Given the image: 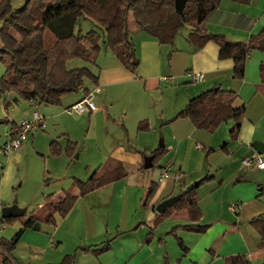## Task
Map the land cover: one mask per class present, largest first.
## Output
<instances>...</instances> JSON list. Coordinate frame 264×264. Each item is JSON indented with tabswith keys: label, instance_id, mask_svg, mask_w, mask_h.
Returning a JSON list of instances; mask_svg holds the SVG:
<instances>
[{
	"label": "crops",
	"instance_id": "obj_1",
	"mask_svg": "<svg viewBox=\"0 0 264 264\" xmlns=\"http://www.w3.org/2000/svg\"><path fill=\"white\" fill-rule=\"evenodd\" d=\"M204 26L210 35H220L234 42L247 43L251 36L258 34L264 29V0H252L249 5H240L223 0L219 8L208 17ZM133 42L136 56L139 60V66L135 73H126L129 70L124 68L108 50L109 53L105 52L106 55L101 59L105 65H108L107 67L104 66L108 73L105 78V73L101 69L98 74V84L93 87L91 94L93 95V103L97 99V106L94 104L96 111H105L103 116H107L106 112L108 113V109L114 108L115 97L122 90L119 89V86L133 82L142 84L143 92H147L154 87L160 88L162 83L170 86L174 83L172 90L178 91L177 94L183 99L182 104L176 108L173 107L166 118L164 114L159 115L158 118L160 120L169 121V119H173L191 98L217 87L234 93L233 106L238 107L241 104H245L246 113L236 140L230 139L227 132V141L223 144L226 146L225 149H221L222 146L217 142V138H219L218 132L222 126L218 127L214 133H208L207 131L194 128L190 121H187L188 119L175 121L174 125L172 124L175 126V129H172V137L168 141L165 140L164 144L162 143L163 147L166 148V155H170L171 160L161 168V172L166 166H170L171 177L163 182L164 186L160 187L159 185L158 192L148 204L145 201L142 204V199L134 202V211L128 214L129 223L118 222L117 226H115L117 228L116 236L110 241L109 250L97 256L89 252L78 253L74 264H178V259L182 256V253L180 256H175V258L174 254H172L171 258L164 242V235L174 237L171 232L174 228L170 231L167 230L169 227L168 220L172 218L154 226L153 220L158 214L155 211V207L162 201L180 192L183 193L193 181L202 180L205 177L202 176L205 169L204 158H206L207 167H211V169L217 167L218 164L214 161H208L209 155L217 151L225 154L224 165L232 166L234 170L233 176L237 178L234 184L231 185L229 181L227 184L225 178L220 177L221 180L218 185H212L208 189L202 190L199 194L196 190L203 183L195 187L199 212L198 224L208 228L202 234L181 229L190 234L188 244H184L189 251L181 264H225V257L237 254L244 255L250 264H264V241L262 242L260 234L251 224V221L257 217L264 218V202L259 200L264 194V169H258L257 167L247 168L242 164L244 159L249 158L256 152L252 147L254 142L262 144L260 152H263L264 155V89H262L259 71L260 65L264 63V53L258 51L250 53L245 64L244 77L239 80L232 77L233 62L219 59V47L214 42H207L199 50H194L187 42L186 47L182 46L180 49H175L174 55L171 57V61L174 59V69L169 67L168 70L170 74L174 75V81L171 83L162 79L164 77H172L162 76L163 70L161 69L160 57L163 46L144 32L136 33ZM180 65H182L181 68H179ZM191 73H201L203 80L200 83H192L189 76ZM178 84L181 87H178ZM102 91H104V95L99 96ZM79 93L82 96V91H79ZM81 99L82 97L69 103L64 108V113L69 115L66 113V109ZM10 104L15 106L12 109V112H15V117L10 120L11 123L16 124L20 119H32V113L35 109L31 102H25L17 96H12L10 102L7 101L5 103V109ZM62 105L61 103L59 107ZM49 106L51 105L37 104L36 108L46 122L48 119H54L61 114H57ZM142 111L138 112L136 117L133 118L134 125L138 126L139 131H141L140 127L144 124L147 125L153 119L152 115L147 116L144 114L145 110L143 108ZM94 112L88 111V114L91 115ZM124 113L125 118L127 112ZM1 116L2 113H0V118ZM124 121H122L123 126L125 125ZM124 127L125 134L128 136L129 130L126 126ZM11 128L12 126L10 130ZM9 131L6 132V139ZM34 132L30 134V137L32 138L31 143L35 146L38 137L34 135ZM67 139L69 137L65 135V140L67 141ZM57 142L62 148H65V144L62 145L59 140ZM127 143L129 144V141ZM26 146L22 145L18 151L12 152L6 157L2 156L4 160L0 161V169H4L3 167L8 169L5 173L3 170L4 174L7 175L9 173V169H11L15 161L19 160V152L23 151ZM206 148L209 151V155L204 156ZM120 150V152L118 151L114 154L116 150L113 149L112 157L121 161L125 168L124 157L129 158L131 155L138 157L136 155L138 152L137 146L127 145L125 149L121 148ZM153 150L150 147L148 150L150 152L148 153ZM148 153L145 150V155L149 156ZM175 175H180V180L176 181ZM206 176L212 177L210 174H206ZM4 177L5 175H2L1 178L4 179ZM120 182L108 184L102 189H107L111 186V190L114 192L116 186L114 184H119ZM78 202L79 199L75 201L74 207L67 216L60 219L59 223L53 227L54 231L51 237L39 233H26V230L18 241L14 252L22 242L21 246L26 247L28 253L24 259L26 260L29 257V260H32L30 264H57L65 255L72 254L73 252L70 253L67 250L60 249L64 237L62 235L58 237V233L63 223L73 216L72 214H74L73 212L76 210ZM109 202L108 209L111 212L114 209L115 213L116 211L118 212V205L115 204L114 206L113 198ZM235 203H240V209L237 214H233L230 210V207L235 205ZM81 217L82 221H87L88 214L83 212ZM108 221L106 222L110 223ZM112 222H114V219ZM186 223L188 222L185 221L184 224ZM150 233L152 234L150 235ZM25 234L27 235L22 241ZM68 236L71 235H67L66 238ZM230 237L233 238L231 242H229ZM54 239L58 241L54 243ZM80 246H76L75 249Z\"/></svg>",
	"mask_w": 264,
	"mask_h": 264
},
{
	"label": "trees",
	"instance_id": "obj_2",
	"mask_svg": "<svg viewBox=\"0 0 264 264\" xmlns=\"http://www.w3.org/2000/svg\"><path fill=\"white\" fill-rule=\"evenodd\" d=\"M14 0H0V62L5 72L0 77V95L14 93L25 102H36L59 106L68 94H78L82 89V98L91 91L86 81L94 87L98 84V75L89 69H67L72 60H81L95 65L102 46L131 73L139 66L135 45L131 34L141 30L154 38L160 45H173L182 29H188L186 41L194 50H199L209 42L219 47V59L233 62L232 77L242 79L245 64L254 51L264 53V29L250 37L247 43L234 42L220 35H210L205 29L208 17L216 11L223 0H185L182 14L174 8L175 0H25L19 8L13 7ZM240 5H249L252 0H228ZM90 19L98 23L102 34L90 30L85 34L75 33L79 19ZM261 85L264 89V63L259 67ZM234 93L217 87L191 98L187 105L173 118L188 119L197 130L214 132L219 126L232 121L229 137L236 140L246 105L233 106ZM12 128L15 127L11 123ZM147 125L140 130L147 129ZM62 148L57 141L49 144L52 155L65 153L72 157L76 144L66 141ZM225 145L221 149H225ZM212 151V150H210ZM263 154V152H260ZM166 155V148L151 152L152 168ZM128 176L124 164L109 157L86 181L74 179L75 193L65 191L55 198L53 194L44 197V203L21 218V228L9 239L0 236V264H23L14 256L18 241L28 229L36 223L56 225V217L65 218L74 207L75 201L108 184L119 182ZM213 179L205 176L199 185ZM159 189L158 183L150 182L146 188L144 201L150 202ZM195 188L189 193L183 192L182 198L172 206L157 214L153 225L169 218H183L186 224L175 227L171 232L176 238L182 253L178 259L181 264L189 249L175 231L183 229L202 234L208 228L198 224L199 212ZM15 219L0 220L10 224ZM264 241V218L251 221ZM153 230V229H152ZM152 233H150L151 235ZM109 243L96 246H80L72 254L65 255L57 264H74L78 253L98 254L109 250ZM225 264H250L244 255L237 254L224 258Z\"/></svg>",
	"mask_w": 264,
	"mask_h": 264
},
{
	"label": "rangeland",
	"instance_id": "obj_3",
	"mask_svg": "<svg viewBox=\"0 0 264 264\" xmlns=\"http://www.w3.org/2000/svg\"><path fill=\"white\" fill-rule=\"evenodd\" d=\"M24 1L25 0H14L13 7H21ZM90 30H95L102 34L100 26L95 21L83 18L77 21L75 33L80 32L81 34H85ZM138 32L143 33L141 30H134L131 37L134 39ZM187 33L188 29H182L176 36L173 45H161L163 46L160 57L162 64L161 69L163 70L162 76H172L174 78V75L170 74L168 71L169 67L174 69V59L171 61V57L174 55L175 49H180L182 46L186 47ZM101 51V55L99 56L100 60L98 58L99 61L97 60L95 65H89L81 60H72L67 63L66 68L70 70L85 67L96 75H98L102 69L105 73L104 77L106 78L108 72L104 66L107 67L108 65H105L101 59L106 55L105 52L108 51L105 50L103 46ZM181 67L182 65L179 66V68ZM5 69V66L0 62V77L4 74ZM126 73L131 74L130 71ZM122 78L123 77H121V79ZM172 82L173 81H171V83ZM161 85L162 87L160 88L154 87L147 92H143L142 84L138 82L121 84L119 89L122 90L117 94V97H115L114 108L108 109L106 117L103 116L105 111L103 112L101 110L91 115L88 114V112H84L83 115H77L75 113L66 115L64 113V108L67 107L69 103L79 100L82 97L80 93L66 95L62 99L63 105L61 107L49 106L51 110L57 112V114H61L54 119H48L47 122L45 121L46 127L44 129L35 130L36 132L33 131L34 135L38 137L35 146L31 143L32 138L30 137V134L33 132L29 134L28 140L26 139L27 141L25 140L26 142L24 141L22 144L27 145L26 148L19 152V160L15 161L7 175L4 174L8 170L6 167L0 169V214L4 207L16 203L19 209L26 210L25 217H28L31 212L43 205L45 196L53 194L54 197L57 198L65 191L74 194V179L86 182L107 158L112 157L113 149L116 150L114 151L115 154V152H120L121 148L125 149L127 145L132 147L137 146L138 152L136 155L139 158L132 155L129 158L124 157L128 176L121 180V182L119 181V184H114L116 185L114 192L111 190V186H109L107 189L101 188L78 198L79 202L76 204L77 208L74 210L73 216H71L69 220H66L59 228L58 237L60 235L64 237L60 249L67 250L70 253L74 252L78 245L96 246L106 242L110 243L116 236L117 228H115V226H117V223H129L128 214H130V212L133 213L134 202L142 199L141 202L142 204L144 203L147 185L150 182L157 183L161 168L171 160L170 155H164L156 162L155 168L147 170L143 168L144 158L148 156L145 155V150L146 153H148L150 152L148 151L150 147L154 150L158 149L162 143L164 144L165 140L168 141L173 135L172 129L175 127L173 126L175 121H172L173 119H169V121L160 120L158 118L159 115L164 114L166 118L169 111L173 107L176 108L182 104L183 100L182 97L177 94L178 91L172 90V88H174V83L172 86L169 84L165 85V83ZM179 85L180 84H178V87H181ZM85 86L88 87L90 91L94 87L88 81H86ZM102 95H104V91H102L99 96ZM12 96H16V94L5 93L0 95V113H2L0 118V147L7 140L6 132L10 130V120L15 117V112H12V109L15 108L14 105L10 104L5 109V103L7 101L10 102ZM106 97L105 94V98ZM94 104L97 106V99L94 101ZM142 108L145 110L144 114L147 116L152 115L153 119L147 123V129L139 131L138 126L134 125L133 118L136 117L138 112L142 111ZM124 112H127L125 118ZM142 113H140V115H142ZM123 120H125L124 126L129 130L128 136H126L125 127L122 125ZM232 123L233 122L230 121L222 124V127L219 126L221 130L218 132L219 138H217V142L220 146H223L227 141V132L229 135ZM65 135L69 137L71 142L76 144L74 155L72 157H68L65 153L61 155H52L49 150V144L54 140H59L62 145L65 144L66 146L67 142L65 140ZM127 141H129V144ZM144 148L146 149L144 150ZM208 152L206 148L204 156L209 155ZM148 154L150 156L151 153ZM3 160L4 157L0 156V161ZM204 160L205 169L202 176L210 174L213 179L204 182L203 185L196 190L198 194L212 185H218L221 180L220 177L225 178L227 184L228 181L231 185L234 184L237 177L233 176L234 170L232 166L224 165V161L226 160L225 154L217 151L209 155L208 161H214L218 164L217 167H213L212 169L206 166V158H204ZM2 175H5L4 179L1 178ZM199 180L201 179L195 180L193 183ZM159 185L160 187L164 186L163 182ZM112 198L114 206L117 204L119 208L116 213L115 209L112 212L108 209L109 201ZM259 200L264 202V194ZM235 205H240V203H235ZM83 212L88 214L87 221H82L81 214ZM20 219L21 218L15 219V221L10 224L3 222L1 225L4 226V230L0 233V236L6 239L11 238L21 228L22 223ZM60 219L63 218L56 217V225L59 223ZM113 219L114 222H112ZM107 220H109L108 222L110 223H107ZM168 221V231L179 225H183L185 222L183 218L180 219L178 217ZM107 224L109 225L107 226ZM55 226L40 224L41 229L39 231H33L31 228L28 229L26 233H39L51 237L54 231L53 227ZM26 235L27 234H25L22 241ZM67 235L71 236L66 238ZM176 235L184 244H188L190 237L188 232L178 229ZM164 239L170 254L169 256L171 257L172 254H174V258L175 256H180L181 251L177 245L175 236L164 235ZM232 239L233 238L230 237L229 242H231ZM57 241L58 240L54 239V243ZM21 245L22 242L14 252V256L16 259L20 260L21 263L30 264L32 260H29V257L26 259L28 261L24 259L25 256L28 255L26 247Z\"/></svg>",
	"mask_w": 264,
	"mask_h": 264
},
{
	"label": "built area",
	"instance_id": "obj_4",
	"mask_svg": "<svg viewBox=\"0 0 264 264\" xmlns=\"http://www.w3.org/2000/svg\"><path fill=\"white\" fill-rule=\"evenodd\" d=\"M192 83H200L203 80V75L201 73H191L190 75ZM164 81L171 82L174 81L173 77H164ZM82 91V89L80 90ZM31 105L34 107L31 120H19L14 128H11L7 135V140L0 147V156H8L10 153L18 151L23 142L28 138L29 134L35 130L44 129L46 127L45 119L37 112V103L31 102ZM94 112L96 111V106L93 103V95L90 93L85 98H82L80 101L66 109L67 114H77L81 115L84 112ZM244 167H257L258 169H264V155L260 152H254L249 158L242 161ZM1 168V165H0ZM170 175V166H166L160 175L158 176V184H161L165 180L169 179ZM175 180H180V175H175ZM240 209V205H232L230 210L233 214H237ZM1 220V219H0ZM4 226L0 222V233L3 232Z\"/></svg>",
	"mask_w": 264,
	"mask_h": 264
},
{
	"label": "water",
	"instance_id": "obj_5",
	"mask_svg": "<svg viewBox=\"0 0 264 264\" xmlns=\"http://www.w3.org/2000/svg\"><path fill=\"white\" fill-rule=\"evenodd\" d=\"M184 5H185V0H175L174 1V8L177 14H182L183 9H184ZM164 145L161 144L159 147L162 148ZM252 147L256 150V152H260L262 144L261 143H257L254 142L252 144ZM153 156H147L144 158V165L143 168L144 169H151L153 164ZM200 180L196 181L194 183H192L191 185H189L188 187H186L185 191L186 193H189L191 190H193L196 186H198L200 184ZM183 196V193H179L175 196H172L164 201H162L160 204H158L155 207V211L158 214H161L166 208L172 206L174 203H176L177 201H179ZM26 215V210L25 209H19L16 205V203H13L11 206L8 207H4L1 210V214H0V218L1 220H7V219H19V218H23ZM40 229V224L36 223L32 226V230L33 231H38Z\"/></svg>",
	"mask_w": 264,
	"mask_h": 264
}]
</instances>
